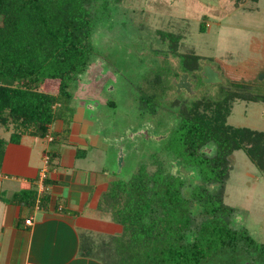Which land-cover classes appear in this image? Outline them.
Returning a JSON list of instances; mask_svg holds the SVG:
<instances>
[{
  "label": "trees",
  "instance_id": "1",
  "mask_svg": "<svg viewBox=\"0 0 264 264\" xmlns=\"http://www.w3.org/2000/svg\"><path fill=\"white\" fill-rule=\"evenodd\" d=\"M122 2L0 0V129L9 133L8 139L0 136V161L6 145L26 135L68 141L75 109L70 89L103 59L94 34ZM199 30L205 32L206 25ZM184 32L160 31L168 49L158 51L166 54L164 61L169 54L178 58L176 78L187 73L203 85L204 57L181 50ZM51 80L58 81L56 93L47 88ZM147 86L140 106L153 116L161 109L169 119L167 132L130 179L115 183L112 218L121 225V235L103 240L99 249L92 238H84V254L104 264H264V243L240 226L239 209L225 202L236 151H245L264 172V132L228 123L237 100L258 102L264 95L252 93L243 82H230L218 84L217 98L175 90L168 101V89L175 88L170 77L153 76ZM58 120L63 129L52 132ZM55 157L48 156L50 167ZM168 161L191 175L174 173ZM43 180L48 187L51 181ZM36 195L23 191L16 196L34 203Z\"/></svg>",
  "mask_w": 264,
  "mask_h": 264
},
{
  "label": "rangeland",
  "instance_id": "2",
  "mask_svg": "<svg viewBox=\"0 0 264 264\" xmlns=\"http://www.w3.org/2000/svg\"><path fill=\"white\" fill-rule=\"evenodd\" d=\"M202 23L206 25L205 32L199 30ZM182 29L181 50H195L204 57V64L220 73L222 81L207 86L195 83L191 92L178 93L174 86L168 89V101L175 97V90L184 96L217 98L218 84L230 82H243L252 93L264 95V0H123L110 21L95 31L103 59L89 68L77 87L70 89L73 116L91 118L109 136L110 149L101 158L118 178L130 179L138 164L162 144L169 119L161 109L155 116L144 111L140 101L153 76H168L172 83L179 79L175 76L179 73L178 58L169 54L164 61L166 54L158 51L168 49L159 32ZM47 88L56 93L58 81H49ZM228 123L264 132V100H237ZM0 136L8 139L9 133L0 129ZM24 138L33 141L36 137ZM35 141L42 149L47 145L42 139ZM94 154L90 150L88 158ZM41 156L35 146L32 157L39 166ZM232 159L225 202L239 209L240 226L246 227L254 240L264 243V172L243 150L236 151ZM168 162L174 173L191 175L177 162ZM101 243H95L93 248L99 249Z\"/></svg>",
  "mask_w": 264,
  "mask_h": 264
},
{
  "label": "crops",
  "instance_id": "3",
  "mask_svg": "<svg viewBox=\"0 0 264 264\" xmlns=\"http://www.w3.org/2000/svg\"><path fill=\"white\" fill-rule=\"evenodd\" d=\"M76 117L64 143L48 135L39 138L47 144L43 149L37 137L23 136L20 143L6 145L0 161V264H104L84 254L82 240L90 237L97 243L121 235V225L112 218L118 177L101 158L110 149L109 136L91 118ZM63 126L58 120L51 131ZM35 146L41 151L40 166L32 157ZM89 148L96 156L88 158ZM51 153L56 156L52 167ZM45 178L51 181L48 187L40 180ZM23 191H35V202L21 201L16 195ZM30 217L32 225H26Z\"/></svg>",
  "mask_w": 264,
  "mask_h": 264
},
{
  "label": "water",
  "instance_id": "4",
  "mask_svg": "<svg viewBox=\"0 0 264 264\" xmlns=\"http://www.w3.org/2000/svg\"><path fill=\"white\" fill-rule=\"evenodd\" d=\"M202 82L206 85L221 83L220 73L214 70L213 66L204 64L201 72ZM196 80L192 79L187 73H181L178 80L173 79V84L179 93L181 90L191 92Z\"/></svg>",
  "mask_w": 264,
  "mask_h": 264
},
{
  "label": "built area",
  "instance_id": "5",
  "mask_svg": "<svg viewBox=\"0 0 264 264\" xmlns=\"http://www.w3.org/2000/svg\"><path fill=\"white\" fill-rule=\"evenodd\" d=\"M50 140H52V138H50ZM40 180H41V182H43V181H42L43 179H40ZM32 221H33V218L30 217L29 219H27V220L25 221V224H26V225H32Z\"/></svg>",
  "mask_w": 264,
  "mask_h": 264
}]
</instances>
